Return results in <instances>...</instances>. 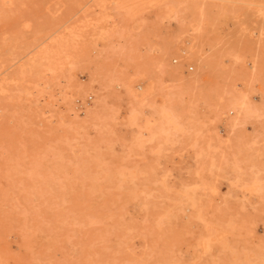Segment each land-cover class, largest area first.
<instances>
[{"label":"rangeland","instance_id":"rangeland-1","mask_svg":"<svg viewBox=\"0 0 264 264\" xmlns=\"http://www.w3.org/2000/svg\"><path fill=\"white\" fill-rule=\"evenodd\" d=\"M0 264H264V0H0Z\"/></svg>","mask_w":264,"mask_h":264}]
</instances>
